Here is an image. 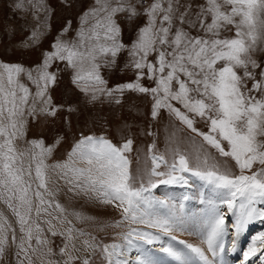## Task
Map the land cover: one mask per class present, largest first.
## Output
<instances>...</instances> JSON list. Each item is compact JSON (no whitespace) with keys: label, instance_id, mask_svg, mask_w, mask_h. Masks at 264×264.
Wrapping results in <instances>:
<instances>
[{"label":"snow or ice","instance_id":"obj_1","mask_svg":"<svg viewBox=\"0 0 264 264\" xmlns=\"http://www.w3.org/2000/svg\"><path fill=\"white\" fill-rule=\"evenodd\" d=\"M15 7L21 8L22 0ZM121 16L128 22L146 17L143 26H135L131 45L122 39ZM51 47L31 67L0 61V202L6 205L0 212V264H161L144 247L156 244L171 258L169 264H213L208 254L216 255L226 225L220 207L210 202L201 240L205 249L177 240L173 233L184 228L182 220L171 210L161 212L171 206L152 195L159 185L188 184L189 172L206 181L236 215L237 234L255 221L264 223V60L257 59L264 53V0H94L82 14L76 38L56 40ZM123 53L134 78L108 87L100 69L115 68ZM54 62L66 64L54 69ZM69 69L71 83L90 103L108 97L119 104L116 94L125 92L149 98L145 119L155 121L166 111L201 139L195 163L173 131L169 143L177 146L161 153L153 140L141 164L131 130L126 124L113 130L107 120L98 130L80 132L60 159L55 154L67 133L51 143L43 136L28 139L32 120L77 113L71 105L54 104L51 95L60 71ZM201 122L207 131L197 127ZM144 135L155 136L150 124ZM61 186L119 210L113 227L130 226L122 242L106 244L77 228L69 216L81 222L92 218L67 212L56 200ZM53 220L68 226L58 230ZM49 234L60 237V245ZM133 249L139 253L135 259ZM242 257L243 264H264V232Z\"/></svg>","mask_w":264,"mask_h":264},{"label":"rangeland","instance_id":"obj_2","mask_svg":"<svg viewBox=\"0 0 264 264\" xmlns=\"http://www.w3.org/2000/svg\"><path fill=\"white\" fill-rule=\"evenodd\" d=\"M18 2L20 0H0V61L21 63L25 67L40 63L42 53L51 51L54 41L74 40L80 27L82 14L94 4V0H22V7L18 9L15 7ZM119 22L123 29V41L131 45L137 36L135 26H143L146 23V17L141 16L135 21L128 22L121 16ZM65 28L67 31H64ZM33 33L37 34L35 40H33ZM128 59L127 53H123L115 68L101 67L100 74L108 81V87H115L134 78V73L125 67ZM257 59L264 60V53H257ZM65 64L66 62H54V69L57 66L63 69ZM71 76V69L60 71L58 83L51 95L54 104L65 105L66 107L71 105L78 110L77 113L67 116L65 113H61L60 118L55 120L51 118L46 121L41 119L39 122L32 120L28 133V139L43 136L48 143H51L52 138L57 134L67 133L66 141L55 154L56 159L63 156L73 143L74 137H78L80 132L87 134L90 130H98L100 121L107 120L113 130L124 124L131 130V134L135 136L134 149H138L140 152L141 164H143L148 145L152 144L153 140H155L156 148L161 153L170 147L177 146L169 143L168 138L173 131L181 151L186 150L195 163V156L201 148V139L186 130L179 121L172 120L166 111H162L161 117L155 121H151L150 117L145 119L151 107L149 98L138 93L125 92L123 95L116 94L120 99L119 104L108 97H101L99 101L90 103L88 96L71 83ZM24 82L29 84L34 93L35 86L26 79ZM65 120L71 122L70 126H66ZM93 121L96 123L94 124ZM149 124L155 132L154 137L144 135V129ZM197 127L202 131H207L202 122L198 123ZM189 136L192 139H189ZM20 146L23 147V144L21 143ZM203 149L215 155L217 160H224L210 146L204 145ZM131 155L135 156L136 153L133 152ZM184 175L188 184L159 185L158 188L152 190V195L167 201L171 206L170 209H161V212L171 210L183 222L184 228L175 231L173 235L177 240H184L206 249V244L201 243L206 229L205 221L211 207L210 202L216 204L225 214L226 225L224 234L218 242L220 247L217 249L216 255L213 257L209 253V258L213 260V264H243V252L251 244L254 237L264 232V223L255 221L239 234L235 229L229 230L232 225L229 223H235L236 215L228 212L227 206L221 203L217 193L213 192L212 187L206 181L193 176L190 172ZM185 196L189 199L185 200ZM56 200L64 206L68 213L80 212L91 217L92 219L86 222H81L74 216H69V219L77 228L91 232L106 244L121 243V234L129 230L130 226L127 223L118 228L113 227L115 222L120 219L121 214L119 210L110 205L92 202L83 196H74L67 192L63 186H61ZM257 206L260 207V205ZM4 211H6V205L0 202V212ZM6 214L10 213L6 212ZM53 214L55 215V213ZM48 218L45 216L42 219ZM53 223L57 225L58 230L68 226L67 224H58L55 220ZM41 226L46 227L43 223ZM131 227L142 226L131 225ZM49 238L53 240L54 245H60V237H51L49 234ZM171 243L175 244V241ZM176 246L183 248L182 245L177 244ZM144 247L146 249L151 248L156 257L160 254L153 250L155 245H145ZM136 252L137 250L133 249L131 256L136 257ZM162 260L169 264L171 258L163 255ZM256 264H260V262L257 261Z\"/></svg>","mask_w":264,"mask_h":264},{"label":"bare ground","instance_id":"obj_3","mask_svg":"<svg viewBox=\"0 0 264 264\" xmlns=\"http://www.w3.org/2000/svg\"><path fill=\"white\" fill-rule=\"evenodd\" d=\"M231 224H232V225H231ZM234 224H235V223H233V222H232V223H231V222L229 223V225H231L230 228H229V230H233V229H235V228H234ZM248 234H249V233H248ZM233 240H234V239H233ZM160 246H161L160 244H156L155 247H153V250H154V251L156 250V251L159 252V248H160ZM137 253H138V252H136L135 255H137ZM159 253H160V252H159ZM157 256L160 258L161 264H167L165 261L162 260V258H163V254H162V253H160V254L157 255ZM131 258H132V259H135V256H134V257L131 256Z\"/></svg>","mask_w":264,"mask_h":264}]
</instances>
